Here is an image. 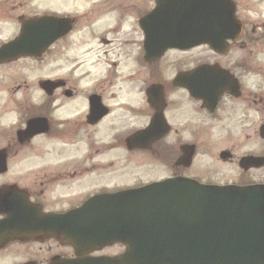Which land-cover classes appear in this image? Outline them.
Instances as JSON below:
<instances>
[{"label": "flooded vegetation", "instance_id": "af4514ba", "mask_svg": "<svg viewBox=\"0 0 264 264\" xmlns=\"http://www.w3.org/2000/svg\"><path fill=\"white\" fill-rule=\"evenodd\" d=\"M242 1L0 0V264H132L129 193L264 182V21ZM225 3L241 32L219 47L149 35Z\"/></svg>", "mask_w": 264, "mask_h": 264}, {"label": "water", "instance_id": "95a60500", "mask_svg": "<svg viewBox=\"0 0 264 264\" xmlns=\"http://www.w3.org/2000/svg\"><path fill=\"white\" fill-rule=\"evenodd\" d=\"M228 6L213 12L212 21L211 13L188 16L196 30L149 35L164 48L219 47L241 31ZM256 160L264 165V157ZM128 200L146 203L130 208L132 264H264V183L221 186L181 178L129 193Z\"/></svg>", "mask_w": 264, "mask_h": 264}, {"label": "rangeland", "instance_id": "374dc122", "mask_svg": "<svg viewBox=\"0 0 264 264\" xmlns=\"http://www.w3.org/2000/svg\"><path fill=\"white\" fill-rule=\"evenodd\" d=\"M243 9L242 11L246 16L249 17V21L254 24H261L264 21V1L261 0H243L242 2ZM264 48V46H262ZM264 57V55H261ZM261 148H264V141H261ZM264 152V149L262 150ZM202 157L198 160H204V151L202 152ZM258 176L261 180L264 181V168L260 169Z\"/></svg>", "mask_w": 264, "mask_h": 264}]
</instances>
